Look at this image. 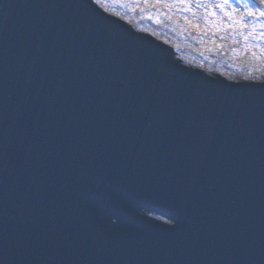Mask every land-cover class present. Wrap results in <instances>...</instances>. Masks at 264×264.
<instances>
[{
    "label": "water",
    "instance_id": "obj_1",
    "mask_svg": "<svg viewBox=\"0 0 264 264\" xmlns=\"http://www.w3.org/2000/svg\"><path fill=\"white\" fill-rule=\"evenodd\" d=\"M160 43L92 0H0V264H264V80Z\"/></svg>",
    "mask_w": 264,
    "mask_h": 264
},
{
    "label": "rangeland",
    "instance_id": "obj_2",
    "mask_svg": "<svg viewBox=\"0 0 264 264\" xmlns=\"http://www.w3.org/2000/svg\"><path fill=\"white\" fill-rule=\"evenodd\" d=\"M92 1L103 11L125 20L118 7L101 3L100 0ZM183 1L186 5L181 9L180 15L184 26L180 27V31L191 32L194 36L184 40V43L179 38L165 42L171 46L174 59L228 80H255V76H259L258 80H264L262 21H245L240 26H230V20L223 17L221 8L225 6L237 11L238 4L226 0H189V4L186 0ZM219 20L223 21L220 27L216 24ZM229 26L234 29L227 32L225 29ZM227 40L238 41V44L229 50L226 57L220 58L216 52L225 50Z\"/></svg>",
    "mask_w": 264,
    "mask_h": 264
},
{
    "label": "trees",
    "instance_id": "obj_3",
    "mask_svg": "<svg viewBox=\"0 0 264 264\" xmlns=\"http://www.w3.org/2000/svg\"><path fill=\"white\" fill-rule=\"evenodd\" d=\"M101 3H110L112 6L118 7L119 12L125 17V20L134 28L150 32L158 39L168 42L172 38H179L181 42L189 40L194 36L191 32H181L180 27L184 26L181 20V9L185 5L183 0H100ZM232 1V0H226ZM240 5V11L236 15L235 10L223 6L221 8L223 17L230 20L235 27L240 26L245 21H262L264 16L248 15L245 9L252 7V2L247 0H234ZM223 21H218V27ZM225 29L227 32L234 29L230 27ZM240 40V38H238ZM238 41L227 40L224 49H220L216 54L220 58H224L229 50L236 46ZM183 49V46H180ZM223 51V52H222ZM259 76H255L258 79Z\"/></svg>",
    "mask_w": 264,
    "mask_h": 264
},
{
    "label": "snow or ice",
    "instance_id": "obj_4",
    "mask_svg": "<svg viewBox=\"0 0 264 264\" xmlns=\"http://www.w3.org/2000/svg\"><path fill=\"white\" fill-rule=\"evenodd\" d=\"M247 2H251V0H247ZM246 14L248 15H259L264 16V0H255L254 3H252V7L249 9H245ZM261 85H264V82H261ZM150 211H158L155 208H150ZM174 219H170L168 221L169 224L173 223Z\"/></svg>",
    "mask_w": 264,
    "mask_h": 264
},
{
    "label": "bare ground",
    "instance_id": "obj_5",
    "mask_svg": "<svg viewBox=\"0 0 264 264\" xmlns=\"http://www.w3.org/2000/svg\"><path fill=\"white\" fill-rule=\"evenodd\" d=\"M161 47H162V51H163V58L167 59L168 61H173L174 60L173 59V53L170 50V48L166 44H161ZM213 76L218 77L217 75H213ZM129 207L132 208L133 207V203L130 202L129 203Z\"/></svg>",
    "mask_w": 264,
    "mask_h": 264
}]
</instances>
